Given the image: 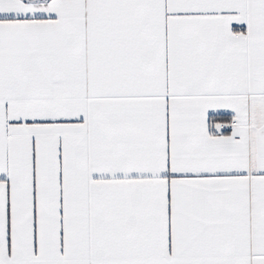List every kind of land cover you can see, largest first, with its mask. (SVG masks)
<instances>
[{
  "label": "snow or ice",
  "instance_id": "1",
  "mask_svg": "<svg viewBox=\"0 0 264 264\" xmlns=\"http://www.w3.org/2000/svg\"><path fill=\"white\" fill-rule=\"evenodd\" d=\"M0 264H264V0H0Z\"/></svg>",
  "mask_w": 264,
  "mask_h": 264
}]
</instances>
